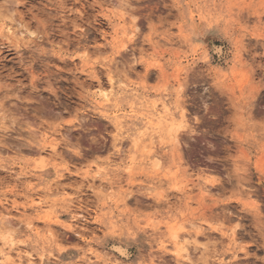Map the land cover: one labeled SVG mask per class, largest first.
I'll use <instances>...</instances> for the list:
<instances>
[{
	"label": "rangeland",
	"instance_id": "obj_1",
	"mask_svg": "<svg viewBox=\"0 0 264 264\" xmlns=\"http://www.w3.org/2000/svg\"><path fill=\"white\" fill-rule=\"evenodd\" d=\"M125 2L0 0V249L10 234L34 264H117V244L121 264H264V0ZM108 76L122 100L102 111Z\"/></svg>",
	"mask_w": 264,
	"mask_h": 264
},
{
	"label": "bare ground",
	"instance_id": "obj_2",
	"mask_svg": "<svg viewBox=\"0 0 264 264\" xmlns=\"http://www.w3.org/2000/svg\"><path fill=\"white\" fill-rule=\"evenodd\" d=\"M8 31H10V29H8ZM124 31L125 30L122 29V28H120L118 31L115 30L114 31V36L118 35L119 33L123 34ZM117 82H118L117 80H114L113 78L108 76V88H106V89H97L99 92H98V94H96L94 96V98H95V100H93L94 102H91L92 104L95 105V108L103 109L102 111H104V109H108V108H112V107L113 108H115V107L118 108L119 107V100H122V98H121V96L119 94V91L116 90V89H117L118 85L121 84V83L117 84ZM117 91H118V93H117ZM181 111L183 113V110H181ZM182 113H180V116H181V120L180 121H181L182 125H177V127L174 128V129H172V127L168 128V129H170L169 131L171 132L170 140L172 139V142H174L176 144V146H178L177 144H178V141H179L178 140L179 136L177 134V132H178L177 130H179L180 128L184 127L183 125H184V114L185 113L184 114H182ZM163 118H164V116L163 117H158V125L162 121ZM113 123H114V127H115V129L117 131L121 130L122 121L120 120V118H114ZM119 132L121 133V131H119ZM46 138H47V135L44 136L45 140H46ZM147 139H148V143L144 144L142 146V148H143V151L144 150L147 151V153L144 155V157L151 158L154 155L152 150H154L156 148V144L154 143L153 138H151V136H149ZM140 143H141V141L139 139H135V141L133 142L135 147L140 145ZM52 150H54V148ZM42 157L45 158L44 156H42ZM52 159H53V157H52ZM130 159L132 160L133 157L131 156ZM153 165L159 166V160L155 158ZM36 208L40 209V206H36L34 209H36ZM50 221H51V219L44 218V223L48 224ZM31 227H32L31 225H29V224L27 225V228H28L29 231L32 229ZM169 237H170V240H171V245H172V247L174 249V254L176 256H181L184 252H186V248H185L186 244L184 242L185 240H183V238H179V236L177 235L176 231H172L170 233ZM2 240H3V245H6L8 247L9 252L3 253V251L0 249L1 262L5 263V264H6V262H9L11 260V258H12V256H11L12 254H10V253L14 252V254H16V256L18 257L19 261H23V262L26 261L29 264H34L35 258L31 254L27 253L24 250L25 247H23V248H19L17 246H16V248L13 247L14 238H13L12 235L6 234V235H4L2 237ZM24 244H25V242H23V245ZM112 247H113L112 248L113 256H109L108 258H110V259L107 258V260H106L107 262H113L114 261L113 263L121 264V263H119L121 259H127L128 258V254H127L128 252L126 251V248L122 244H117V245L112 246ZM87 252H88V254L90 256H95L96 257V255H97V254L95 255L94 249L91 248V247L88 248ZM49 259H50V257H49ZM45 260H46V258L41 255L38 262L43 263Z\"/></svg>",
	"mask_w": 264,
	"mask_h": 264
},
{
	"label": "snow or ice",
	"instance_id": "obj_3",
	"mask_svg": "<svg viewBox=\"0 0 264 264\" xmlns=\"http://www.w3.org/2000/svg\"><path fill=\"white\" fill-rule=\"evenodd\" d=\"M121 4L123 5V6H125V7H127L128 5L126 4V2H125V0H121ZM144 12L146 13L147 12V8L145 7V9H144ZM136 16H143L144 15V13H137V14H135ZM150 19H152V18H154V17H149ZM134 21H135V16H134ZM143 23H144V21L142 20L141 21V25L143 26ZM33 26H35V25H33ZM262 59H264V58H262ZM85 140H87V137H85ZM95 147V146H94ZM86 155H87V153H86ZM212 155H215V153H212ZM248 264H251V262H248Z\"/></svg>",
	"mask_w": 264,
	"mask_h": 264
}]
</instances>
